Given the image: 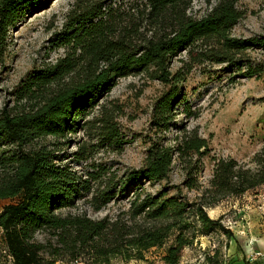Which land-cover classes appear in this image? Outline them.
I'll list each match as a JSON object with an SVG mask.
<instances>
[{
	"label": "trees",
	"instance_id": "obj_1",
	"mask_svg": "<svg viewBox=\"0 0 264 264\" xmlns=\"http://www.w3.org/2000/svg\"><path fill=\"white\" fill-rule=\"evenodd\" d=\"M45 1L0 0V63L7 56L11 30ZM191 1L142 0V7L136 2L125 9L119 1L77 0L51 39V47L63 49V54L53 64L28 72L14 91L18 105L0 111V199H17L0 209V228L5 253L14 264H56L83 256L94 264H110L113 259L145 260L148 250L164 247L163 264H180L184 250L200 236L220 230L233 237L206 207L264 184V146L252 159L254 167L212 156V176L203 188L198 176L210 145L197 130H185L175 145L153 140L142 166L121 176L91 161L83 178L58 164V150L51 147L55 143L45 142L76 132L81 118L122 77L145 72L168 86L155 102L152 123L165 130L194 66L227 64L246 78L264 76V34L232 35L242 17L238 0H220L200 18L188 13ZM183 51L186 59L173 71L172 60ZM114 114L102 105L100 115L84 124L96 128L101 142L121 145ZM76 154L79 161L91 159L85 145ZM177 161L186 177L170 185ZM164 181L169 185L155 192L146 187ZM184 188L201 189V194L190 199ZM85 193L91 194L95 210L123 200L129 205L115 218L61 212ZM39 232L46 233V241L36 239ZM207 258L209 264H222Z\"/></svg>",
	"mask_w": 264,
	"mask_h": 264
},
{
	"label": "rangeland",
	"instance_id": "obj_2",
	"mask_svg": "<svg viewBox=\"0 0 264 264\" xmlns=\"http://www.w3.org/2000/svg\"><path fill=\"white\" fill-rule=\"evenodd\" d=\"M76 1L46 0L41 8L29 13L11 30L7 56L0 63V111L18 105L14 91L28 72L53 64L63 54V49L51 47V39L62 28L67 13ZM116 1L123 2L125 9L136 2L141 7L144 3L142 0H110L109 3H119ZM219 2L192 0L188 13L196 18L203 17ZM237 7L242 11V17L233 27L232 35L250 37L264 34V0H238ZM134 13L137 17V11ZM135 21L138 22V19ZM142 30L145 31L143 26ZM251 53L254 56L260 55L258 51ZM186 56L183 51L174 57L171 65L173 71L183 64L182 59H186ZM167 89V85L152 79L145 72L119 78L112 90L99 99V104L81 118L82 126L76 132L59 139L48 137L45 142L55 143L51 147L58 150V164L67 165L83 178L90 169L88 163L91 161L107 165L110 173L119 176L131 168H139L153 140L175 145L185 130H197L199 135L209 141L210 152L202 158V169L198 176L203 188L212 176V156L235 158L241 164L254 167L252 159L264 146V76L246 78L227 64L205 63L194 66L187 74L182 86L183 98L177 100L168 128L161 130L152 124L153 112L155 102ZM102 105L114 110L123 144L109 145L101 142L96 135V128L93 125L85 126L86 121L100 115ZM83 145L91 156L88 161L76 158L77 151ZM185 177V168L177 161L169 184L179 185ZM169 184L165 181L154 185L146 183V187L155 192ZM170 191L172 194L176 192L174 188H170ZM183 192L190 199H195L201 194V189L184 188ZM90 196V193H85L71 208L61 212L86 214L93 219L105 216L115 218L129 205L128 200H123L95 210L89 203ZM16 201L0 199V209ZM206 209L210 217L221 219L232 231L233 237L220 230L208 236H200L192 246L184 250L180 264H209L207 257H215L222 264H242L245 261L264 264V184L241 196H229L218 205ZM36 239L46 241L47 235L39 232ZM4 245L3 230L0 228V264H14L6 255ZM165 251L166 247L152 248L145 253V260L113 259L110 264H163L162 255ZM256 252L262 255L252 260ZM80 260L85 264H94L84 256ZM73 261L66 257L56 264H74Z\"/></svg>",
	"mask_w": 264,
	"mask_h": 264
},
{
	"label": "built area",
	"instance_id": "obj_3",
	"mask_svg": "<svg viewBox=\"0 0 264 264\" xmlns=\"http://www.w3.org/2000/svg\"><path fill=\"white\" fill-rule=\"evenodd\" d=\"M262 254L260 252H256L255 255L252 256V260L258 258L259 256H261ZM11 258V257H10ZM74 264H85L84 261L80 260V259H75Z\"/></svg>",
	"mask_w": 264,
	"mask_h": 264
}]
</instances>
